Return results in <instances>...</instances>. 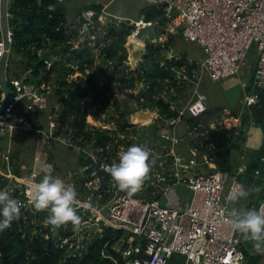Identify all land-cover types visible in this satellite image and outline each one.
<instances>
[{"label": "built area", "instance_id": "built-area-1", "mask_svg": "<svg viewBox=\"0 0 264 264\" xmlns=\"http://www.w3.org/2000/svg\"><path fill=\"white\" fill-rule=\"evenodd\" d=\"M144 1L148 5L162 7L163 12L151 19L144 16L138 19L116 16L120 21L129 20L133 26L127 39L141 40L138 36L143 29L164 22V32L152 37V41H169L175 34H181L185 39L194 41L203 52V56L198 60L188 58L190 67L188 63L182 67L176 64L172 66L176 78L190 86L186 88L185 93L177 92L175 100L170 101L172 108L177 109L176 115L169 116L171 119L166 118L172 125V133L160 134L164 140L172 142L173 148L169 166L170 177L163 189L167 202L161 204L158 198H145L143 195L129 196L119 190L112 191V188L108 189L109 193L107 186L102 189L100 179L95 178L91 180L92 183L98 180V184H94V191L77 197L75 205L77 209H82L84 214H87L83 227L90 229L97 224L95 231H100L104 228L101 225L105 224L110 228L123 229L127 232L126 238L120 237L111 245L122 255L125 264H245L250 256L257 253H262L259 264H264V251H256L252 242H246L239 233L235 236V231L229 223L232 209H237L229 200V195L241 185L246 189L240 174L246 171L247 163H241L233 170L219 167L211 152L212 145H206L205 152L202 153L198 151L197 145H191V156L176 149V144L183 139V136L177 133L183 115L188 114L199 119L207 110V96L201 90L202 82L206 78L220 80L239 75L253 50L256 52L252 68L253 87L248 89L250 82L241 80L243 91L240 103L242 106H251L258 101L259 89L264 88V0ZM108 15L105 6L100 9L83 8L77 15L78 24L84 27L79 29V32L94 29L96 21L104 23ZM12 34L9 27L8 38L11 43ZM80 40H73L74 47L79 46ZM141 41L146 44V41ZM10 50L11 46L7 48L0 25V62ZM168 57L172 58L170 55ZM56 58L54 54L47 56L44 59L46 66L50 67ZM7 67L8 60L4 75L0 66V104L5 98L1 88L3 78L10 84L13 97L0 110V136L12 133L15 128L41 131L36 123L39 121L37 115L49 106L50 95L46 86L28 80V75L10 76L7 74ZM157 115L158 110L154 116ZM240 119V116L234 115L230 121L234 123ZM60 125L58 119L48 120L50 139H61L60 133H57ZM214 147L216 148L215 144ZM86 151L99 163L100 169L102 165L112 163L107 158L100 160L101 156L97 158L92 152ZM4 157L8 158L9 155L5 153ZM201 162L207 168L199 170L192 168ZM259 171L257 168L255 173ZM36 175V172H32L29 178ZM108 178L110 182V175ZM182 185L186 187V193L180 197L176 191ZM16 186L24 192L22 182H17ZM104 190L109 194L106 200ZM24 193L27 197L22 196L18 199L22 202V207L26 205L33 207L28 193ZM261 208H264V198L259 202L258 209ZM34 211L39 213L35 209ZM43 221L46 223V219ZM83 237L84 234L80 239ZM136 238L138 239L135 240ZM66 240L67 238L64 239ZM244 244L248 254L242 247ZM79 245L81 246V241ZM103 253L108 255L106 247ZM175 255L184 259L175 261Z\"/></svg>", "mask_w": 264, "mask_h": 264}, {"label": "trees", "instance_id": "trees-1", "mask_svg": "<svg viewBox=\"0 0 264 264\" xmlns=\"http://www.w3.org/2000/svg\"><path fill=\"white\" fill-rule=\"evenodd\" d=\"M86 7L100 9L102 6L97 3ZM82 9L77 11L78 14ZM162 12V7L145 4L140 9V17L151 19L160 16ZM67 15L68 10L64 1L8 0V24L13 32L11 49L13 53L23 58L25 70L31 72L28 80L43 86L54 76L56 77L60 84L58 100L62 104L57 119L60 121L64 133L71 135L83 146L88 145V147H95L94 149L105 148L113 137L109 129L92 128L87 121L90 112L88 104L93 103L94 105L97 99L103 100L104 98L103 91H97L99 75L95 72V68L100 66V64H96L97 58L102 54H104V61L107 60L112 64L110 69L112 80L119 79L124 85H127L126 81L130 78L131 84L127 86L133 87L144 82V89L140 94L150 99V102L144 105H158L160 114L162 112L167 116L177 114V109L172 108L169 100L162 96H152V93L154 91L158 93L166 83L169 84V81H166L167 78L179 84L180 87L176 88L178 92L185 93L186 88H189L190 85L176 78L172 66L176 64L182 67L188 63L190 67L187 54L171 58L169 62L162 65L160 63L164 57L159 53L160 47H153L149 44L145 52L147 63L143 61L141 65L132 68L127 63L128 53L124 47L127 35L133 29L132 25L128 26L122 22L124 23L122 30L117 29L115 24L107 27L108 43L102 48L99 44L90 45L88 39L81 42L78 47H74L72 34L75 32H72L74 30L71 29ZM163 32L164 30L160 33ZM173 37H171L172 40H169L170 42L173 41ZM49 43L63 45V53L53 61L50 67H47L44 61L46 56L42 54L41 50ZM10 59L11 57L8 59V74L20 76L15 69L11 68ZM124 63L129 67L128 72L120 68ZM142 66L145 67L143 72H141ZM107 69L108 67L103 70L107 71ZM76 71H79L77 79L70 80L69 76ZM132 95L135 93L132 92ZM88 97L92 98L91 102ZM105 101L107 103L108 99ZM125 103L128 105L127 99ZM129 111L130 109L127 107L122 111V114ZM200 122L204 125L209 124L204 120V117L199 120L184 114L181 128L185 126L194 128V126H199ZM125 123L126 121L123 125ZM235 123L237 125L229 129L225 128L226 125L220 128L219 123L216 126L219 129L217 131L223 135L222 138L215 139L216 148L211 152L219 167L223 169L233 170L237 166L236 160L231 161L230 155L232 149L238 147V142L242 139L245 130L244 116L242 115L238 122L231 124ZM228 137H231L232 140L227 141ZM102 159L101 155L100 160ZM107 160L110 161V158ZM77 161L78 165L87 166L85 173H88L89 176L84 178L85 181L99 178L101 188L104 189L107 186L109 174L100 169L99 163L95 162L90 154L81 150ZM108 195V192L104 190V200ZM22 196L23 191L16 189L12 197L19 199ZM261 196L262 192L259 196L260 199L251 202L250 208H254L255 204L260 202ZM77 213L82 217V225L79 230L73 231L71 224L54 230L49 224L47 227L41 224L42 218L39 213L32 214L28 208L22 207L20 218L14 221L10 228L0 231V258L4 264H125L122 255L111 247L122 236L124 230L104 227L100 231H91L89 228L83 227L87 214H84L82 209H77ZM34 218H37L36 221ZM82 234L84 237L80 239ZM65 238H67L66 241H64ZM80 241L84 245L82 248L80 245L78 246ZM105 247L108 255L103 253ZM242 247L248 254L245 244ZM260 254L250 256L245 264H259L262 259ZM181 258L183 257L175 255V261Z\"/></svg>", "mask_w": 264, "mask_h": 264}, {"label": "rangeland", "instance_id": "rangeland-1", "mask_svg": "<svg viewBox=\"0 0 264 264\" xmlns=\"http://www.w3.org/2000/svg\"><path fill=\"white\" fill-rule=\"evenodd\" d=\"M99 3L102 7L105 6V10L108 12L109 15L107 19H105L104 23L96 21V27L94 29L88 32L80 33L79 29L81 30L84 27L82 24H78L77 11L80 8H85L87 5L91 6L92 4H86L83 0L64 1L68 10L67 18L71 25V29L74 30L72 32H75L72 34V39H81V42H83L82 39H88L87 41L90 42V45L92 44L93 46L94 44H99L102 48L108 43L107 27L115 24L117 29L122 30L124 23L131 26L129 20L120 21L116 18V16L138 19L140 17V9L146 4L144 0H99ZM109 16L113 18L110 19ZM164 26V22H161L158 25L149 26L146 29H143L142 33L138 36L139 39L146 41L147 46L151 44L153 47H160L159 53L162 57H164L161 59L160 64L164 65L165 62L170 61L169 59L171 58L168 57V55L172 58L181 57L183 54L194 56L195 58L202 55L201 48L194 41L185 39L181 34H175L172 42L167 40L152 41V37H157L161 34L160 32L164 30ZM169 40H172V38ZM62 46L63 45L58 46L49 43L47 46L43 47L41 51L46 57L52 54L58 57L61 53H63ZM96 47L98 48V46ZM95 51H98V49H95ZM9 57H11L10 64L12 69H15L20 76H30L31 72L25 70L22 62L23 58L20 55L13 53L11 49L8 59ZM103 57L104 54L97 58L96 64H100V66L98 65L99 67L97 66L98 68H95V72L99 75L97 91H103L104 98L103 100L97 99L94 105L93 103L88 104V106H90V112L88 114L87 121L92 128L101 127L109 129L113 135L111 141L105 148L101 149H94L95 147H88V145L83 146L81 143H78L77 140H74L71 135L64 133L61 125L59 127V135L61 136V139H50L48 137V120L50 118L57 119L62 108V104L58 100L60 84L54 76L45 85L50 95L49 110L45 109L41 114L37 115V119H39L38 123L42 122L40 125L36 123L37 126L40 127L41 131L15 128L12 133L0 136V190L7 191L11 196H13L15 190L17 189V182H22L24 192L29 193L32 184L39 182L45 174H50L54 178L62 179L66 185H73L78 193L77 197L83 196L88 192L94 191V184H98V180L93 183L91 180H84V178H88L89 176L88 173H85L86 166L78 165L77 161L82 147H85V151L88 150L92 152L97 158L101 155L104 159L110 158L112 160H110V162L113 163L118 162L120 153L132 145H137L149 150L152 153L150 160L154 159V163L152 164L149 178L144 182L142 190L136 195H143L145 198H158L161 204H166L167 196L163 194V189L165 182H167V179L170 177L169 166L172 161L171 151L173 148L172 142L164 140L160 134L162 132L172 133V125L166 119L171 118L162 112L160 114L158 105H144L145 103L150 102V99L146 98L145 95L140 94L141 90L144 89V82H140L136 87H133L127 86L128 84H131L132 80L130 78L126 81L127 85H124V83H122L119 79L112 80L110 77L112 64L107 60L104 61ZM255 59L256 52L253 50L250 52L247 58L248 62L241 69L240 74L246 76V70L250 67L253 68ZM143 61L147 63L145 53L142 54L141 59H139L138 65H141ZM126 65L127 64L124 63L120 68L128 72L129 67ZM106 67H108V69L107 71H104L103 69ZM144 69L145 67L142 66L141 72H143ZM78 72L79 71L72 73L69 76V79H77L79 74ZM128 76L130 77L129 74ZM166 81H169V84L166 83L163 89H161L158 93L154 91L152 96H162L169 101L175 100L178 92L176 88L178 89L180 86L169 78H167ZM205 82L204 88L207 94L211 93V88L217 90L218 87L214 85V83H219L218 81L211 82L206 80ZM173 87L175 89H172ZM132 92L135 93V95H132ZM88 99L91 102L92 98L88 97ZM107 99L108 102L106 103L105 100ZM126 99L128 100V105L125 103ZM146 99L148 101H145ZM220 101L222 100H216L218 103H220ZM127 107H129L130 111L126 114H122V111ZM140 107L156 108L158 110V115L145 122L131 125L129 123L130 113L132 110ZM238 109L241 111L245 110L241 104H239ZM241 114L244 116L243 112H241ZM199 119L201 120V117ZM125 121L126 123L123 125ZM217 123L220 124V128L223 125H226L225 128L227 129L237 125V123L231 124L228 119L221 120L217 118L210 121L207 125L201 123V125L194 126V128L185 126L182 128L184 132L180 131V133H183V139L179 144H176V149L179 150V147L184 148L186 146H190L188 143H191L193 145L196 144L198 147H201V145L204 147L206 145H212L213 148L211 151H213L215 149L214 144L216 146V143L213 141H215V139L222 138L223 135L217 131L219 130L216 127ZM179 125L181 128V123ZM244 135L245 131H243L242 137ZM228 138L229 139L227 141L232 140L231 137ZM200 139L204 140L201 145L199 144ZM209 139H212L213 141L206 143ZM183 151L187 154L186 150ZM5 153L9 155L8 158L4 157ZM262 153H264V151ZM87 154L89 153L87 152ZM260 155L258 158H260ZM260 162H264V159ZM45 164H50L52 166L50 173L46 172L44 169ZM254 167L255 166H250L245 172L240 174V177L246 189L260 186L263 190L264 173L255 174ZM32 172H36L37 175L33 178H29ZM110 188H112V191L118 190L114 187V182L112 180L107 183V191L109 193L110 191L108 189ZM184 189L185 187L180 188L176 191V193L180 197H183L186 193ZM262 190L259 193H252L247 199L241 198L235 203L232 202V205L238 210L242 208H250L251 202H256ZM24 192L23 197H27V194ZM26 207L29 209L30 213H36L34 211V207L30 205H26ZM77 208L78 207H76V209ZM37 221L40 222V220ZM42 223L43 225L45 223L43 219L41 221V224ZM47 226L48 225L45 227ZM126 236L127 232L124 231L121 237L126 238ZM248 243H250V241H248ZM82 246L84 245L81 244L80 248H82ZM260 255L262 256V253ZM183 259L184 258H181V260Z\"/></svg>", "mask_w": 264, "mask_h": 264}, {"label": "clouds", "instance_id": "clouds-1", "mask_svg": "<svg viewBox=\"0 0 264 264\" xmlns=\"http://www.w3.org/2000/svg\"><path fill=\"white\" fill-rule=\"evenodd\" d=\"M152 153L141 146L132 145L120 153L118 162L102 165L114 187L132 196L142 190L144 182L149 178L154 159ZM50 164L44 169L50 173ZM260 186L245 189L239 186L234 193H230L229 200L237 202L241 198L247 199L252 193H259ZM78 193L71 184H65L60 178L45 174L43 178L32 184L28 197L38 212H47L46 223L54 230L71 224L73 231L79 230L82 217L75 207ZM22 202L13 198L7 191L0 190V231L11 227L20 218ZM233 231L239 233L248 242L251 241L256 251H264V208L232 209L229 220Z\"/></svg>", "mask_w": 264, "mask_h": 264}, {"label": "crops", "instance_id": "crops-1", "mask_svg": "<svg viewBox=\"0 0 264 264\" xmlns=\"http://www.w3.org/2000/svg\"><path fill=\"white\" fill-rule=\"evenodd\" d=\"M83 1L86 4H88L87 0H83ZM97 3H99V0H97ZM202 56H203V52L200 57L195 58L194 56L188 55V58L191 57L194 60H198ZM206 80L211 81V82L218 81L219 83H214V85L218 87L217 90L211 88L212 90L211 93L207 94L204 88ZM241 80H247L250 82L248 89H251L253 87V84L251 82L252 81V67L246 70V76H244L243 74H240V75H233L230 77H226L220 80H213L210 78L205 79L201 84V90L207 96L208 107H207V110L203 114H201L200 117L201 118L204 117V120H206V122L208 121L209 123L210 121L217 119V118L221 120L223 119L225 120V118H227L230 121L231 116H234V115L240 116L242 118L241 112H243L244 122H245L244 126L245 128H247V130H244L245 135L238 142L239 146L232 149L231 155H230L231 161L236 160L237 166L245 162L248 165L247 169L250 166L252 167L255 166L254 173H255V170L258 168L260 169V171L257 174H260V173H264V162H260L261 160L264 159V155H263L264 153H262L264 151V88L259 89L258 101L252 104L251 106H243L245 110L241 111L238 109L239 104H241L240 99H241V94L243 91L242 86H241ZM217 99H221L222 101L218 103L216 102ZM180 131L184 132V130L180 128V125H179V127H177V133L180 135H183V133H180ZM200 140L202 141L200 143L201 145L204 142V140L203 139H200ZM212 141H213L212 139H209L208 142L206 143H209ZM218 144L222 145L221 143H218ZM188 145L190 146H186L184 148L179 147L178 148L179 152L184 154L185 152L183 150H186L187 151L186 155L191 156L190 147L191 145L193 146V144L188 143ZM198 148H199L198 151L200 153L205 152L206 148H204V146H201ZM259 155H260V158H258ZM192 168L195 170H199L200 168H207V167L205 164L201 162L200 164L195 165ZM183 187L185 186L184 185L179 186L178 190ZM184 191H186V187ZM263 192H264V185H263L262 194ZM44 225L46 226L47 223H44Z\"/></svg>", "mask_w": 264, "mask_h": 264}, {"label": "water", "instance_id": "water-1", "mask_svg": "<svg viewBox=\"0 0 264 264\" xmlns=\"http://www.w3.org/2000/svg\"><path fill=\"white\" fill-rule=\"evenodd\" d=\"M87 3L88 4H96L97 0H87ZM0 17H1L0 25H1V28L3 31V34L6 38V46H7V48H10L11 42L8 38V28H9V24H8V0H0ZM124 47L126 48L127 53H128V63L130 64V66L132 68H136L138 65L139 59H141V57H142V54H144L146 52V48H147L146 44L141 40L129 38V39H126V41L124 43ZM8 55H9V52H6L5 55L2 57L1 62H0L1 72L3 75L5 73V67H6V62L8 60ZM52 58L54 59V57H52ZM1 88L4 91L5 98L0 104V110H2L13 97L12 88L5 78L2 79ZM256 91H258V89H256ZM156 112H157V110L155 108H150V109H147L145 107L137 108V109L131 111L129 123L135 125V124H138L140 122H145L148 119H150L151 117H153L156 114ZM230 181H231V179L229 180V182ZM262 198H264V192L262 194ZM254 208L258 210L259 203H256ZM39 214H40V217L42 219H46L47 212H39ZM144 222H145V220H144ZM101 226L102 227H109V226H106L105 224H102ZM96 228H97V224H94L92 227H90V230L94 231ZM237 234H238L237 232L234 233L235 236ZM0 264H4V262L1 258H0Z\"/></svg>", "mask_w": 264, "mask_h": 264}]
</instances>
